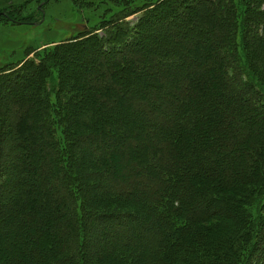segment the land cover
Instances as JSON below:
<instances>
[{
    "label": "trees",
    "instance_id": "obj_1",
    "mask_svg": "<svg viewBox=\"0 0 264 264\" xmlns=\"http://www.w3.org/2000/svg\"><path fill=\"white\" fill-rule=\"evenodd\" d=\"M202 1L206 5L198 8L195 19L199 26H212L214 42H184L188 29L183 26L170 37L165 31L159 39L147 35L144 40L152 39L148 46L142 45V37L121 41L126 37L121 34L115 53L122 48L119 54L132 58L88 70L80 80L83 94L74 88L63 99L62 75L54 63L63 56L45 51L41 58L46 72L38 74H47L43 84L27 87L34 75L27 74L15 79L16 97L9 103L0 97L2 112L19 121L14 130L26 140L34 136V145L42 149L30 147L20 163L33 184L22 190L18 203L26 221L12 216V210L4 215L0 211V218L13 225L0 232V264H88L80 238L89 208L117 209L130 203L145 221L132 230L116 228L114 245L107 240L93 253L99 264H264V79L254 78L250 70L253 45L258 52L263 47L264 4L254 12L247 2L257 0H192L176 8L170 21L189 19L188 12ZM72 3L79 6L78 0ZM213 11L224 14L225 23L217 22ZM254 15L263 23L258 19L256 26ZM1 22L31 23L13 20L8 9L0 11ZM251 31L261 38L252 41ZM181 44L187 46L188 57ZM200 63V72L194 68L191 78ZM133 85L137 88L130 90ZM142 86H160L169 94L139 101L133 95L142 93ZM84 99L81 109L78 103ZM255 99L263 106L257 118L249 111ZM80 136L90 143L78 155ZM11 147L5 153L1 147L0 158L7 160ZM78 168L94 171L86 174ZM13 177L0 169V195L8 198L19 184ZM99 184L102 191L87 198ZM217 209L222 215H215ZM97 215L117 227L125 214ZM258 227L260 245H254ZM6 235L14 242L5 244ZM13 248L18 255L9 256Z\"/></svg>",
    "mask_w": 264,
    "mask_h": 264
},
{
    "label": "rangeland",
    "instance_id": "obj_2",
    "mask_svg": "<svg viewBox=\"0 0 264 264\" xmlns=\"http://www.w3.org/2000/svg\"><path fill=\"white\" fill-rule=\"evenodd\" d=\"M183 1L184 0H78L79 6L76 7L72 3V0H0V11L3 9L7 11L8 9V11L11 12L13 20H26L31 22L30 24H34L32 26L29 23H0V78H2L0 79V97H4L5 104L9 103L11 96L16 97L15 86L17 84L14 83L15 79H24L27 74H34L32 77H29L30 82L27 83V87L43 84V79L47 74L39 75L40 77L38 74L46 72V69L42 67L46 64L45 59L41 58L45 51L63 56V59L60 60L59 63L58 61H54L55 65L58 67L59 74L61 73L62 75L61 88L65 90L62 95L63 99L69 96L67 94H70L71 90L74 88H78L83 94V90L80 89L82 84L80 80L82 75L88 70L89 72H97L98 68L102 67L107 62L112 61L117 63L126 56L132 58L131 55L119 54L123 51L122 48L121 50H117L119 52L115 53V48L121 46L117 45L120 41L121 34L126 36L125 39L121 38V41H129L132 37L136 39L135 41H138V39L142 37V45L148 46L152 39L144 40V38H147V35L159 39L161 38V33L165 31V34H167L166 36L170 37L172 36L171 32L174 33L175 29L179 26H183V28L188 29L185 37L182 39L184 42H207L206 39L210 42H214L212 26L211 28H206L202 25L199 26L200 23L195 19L197 10L201 9L200 6L206 5L204 1L199 2L197 8L188 12L189 19L185 17L179 21H170L174 19L173 16L176 13L174 10L176 8L178 9L182 4L187 5V2L192 0ZM262 4H264V0H257L252 3L247 2L249 9L254 12H259L263 7ZM39 10L42 11L41 15ZM206 10L207 9L204 8L201 11L203 13H209ZM210 13H212L214 19L218 17L216 18L217 22L222 21V23H225L224 14H218L214 11ZM256 15L254 16L257 18L256 21H258L261 17ZM262 18H264V15H262ZM259 21L263 23L261 19H259ZM259 21L256 22V26L259 25ZM262 25L264 26V23ZM120 26L124 29H120ZM118 27L120 31L116 33ZM180 28L181 27L178 29ZM256 35L251 31L248 37L252 41L261 38L260 35ZM104 36L105 38H103ZM97 38L103 39L98 40ZM67 44L68 46L64 47ZM260 44L263 46L260 52H258L259 47H255L254 45L252 47L256 54L253 56L254 67L250 69L253 77L258 80L259 77L264 79V41H262V39H260ZM181 45H183L181 47V49L183 48L182 51H185V56H187V46H185V44ZM220 48H222L223 54L227 53L224 47ZM104 50H107L106 53H110L111 55L107 57V54H104L101 56L102 59L98 58L96 55L101 54V51L104 52ZM113 52L117 55H114ZM249 55L251 56V54ZM56 60L58 59L56 58ZM200 66L201 63L193 67V70H191L192 73H190L191 78L195 77V72H200L198 71ZM194 68H197L195 72H193L195 70ZM16 72H21L22 76H20L21 74L15 76L17 74ZM37 78H39V81ZM5 79L10 81L6 82L4 81ZM135 88H137V85H133L129 89L132 90ZM142 88L145 89L144 86H142ZM141 92L142 93L139 92L137 95H133V97H136L139 101L144 99L146 101H154L153 99L156 100V97L158 99H163L169 94V92L160 89V86H147V88ZM76 93L78 94L77 91ZM76 99L78 100L80 98L77 97ZM86 100L91 101L89 98ZM84 101L85 99L80 103L77 102L79 108L82 109L85 107ZM178 101L179 99L176 100V102ZM182 102H184V100H182ZM253 102L251 103L253 107L249 111L257 118L258 115L260 116V114H262L263 106L257 99L253 100ZM1 105L4 106L2 103ZM2 106H0V148L2 147L3 153H5L8 148L10 149L11 145H13V149L11 147L12 150L8 152L9 155H7V160L0 158V169L5 174L10 173V175L13 174V176H16L13 177V179L16 181V184H19L8 194V198L0 195V204L3 206H0V211L2 215H4L8 214V212H10L9 210H12V216L19 214L20 217L21 214L18 212V203L21 201L20 199L24 197L21 195L22 190H30L33 185L30 183V180H28V174H25L24 170L20 168V163L23 164L22 161H24V156L29 152L30 147L34 148V146H36L39 150L40 148L38 144L34 145V136H32V140H26L25 137H20L18 130H14V125L19 124V121H14L9 114L3 113ZM177 106L176 104L175 107L178 108ZM160 108L164 109L167 108V106L164 105ZM23 109L24 107L21 108V111ZM154 110L157 111L156 108H154ZM159 112L161 113V110ZM110 117H114V112ZM41 121L43 122V120ZM74 132L76 133V131ZM77 135H80V133ZM77 135L76 137H78ZM82 138V136L78 138L81 140L76 143L75 147V152L78 155H80V151L84 149L82 146L90 143V140H84ZM40 151L42 152V149ZM78 171L90 174L94 170L78 168ZM89 183H92V181ZM37 184L40 186V182L37 181ZM253 187L255 188L257 185L254 184L246 188L253 189ZM8 189H10V187H8L7 190ZM101 191L100 184L98 186L96 185L90 189L86 197L91 198ZM31 199L32 198L29 200ZM251 208L252 207H248V209ZM219 209L221 208L219 207ZM219 209H217L218 212H216L215 215H222L223 212ZM89 210L90 211L87 212H90V215L88 219H86L87 221L83 222V233L80 238V241H83L82 243H84L86 247L84 255H87L88 264H99L94 258L93 253L101 249L107 240L110 246L114 245L113 240L117 238L115 235L117 232L116 228H118L119 232H121L122 229L132 230L139 224H142L146 219V216L142 214L139 209H136L133 203L117 206V209L100 208L94 205L91 206ZM104 211L124 212V218L122 217L124 220L121 221L122 225L116 227L113 221L98 217L97 214L99 212L104 213ZM261 213L262 218H264V211ZM19 220L22 222L26 221L23 216L20 217ZM48 225L49 223H45L44 221L43 226L47 227ZM12 227L13 225H11L10 220L6 223L0 218V232H4L3 234H5V232H9ZM260 229L262 228L258 227L253 230L256 236H258H255L256 238L254 237L256 241L254 245H260ZM24 231L23 229L20 232L21 236ZM9 237L10 236L7 235L4 236V238H6L3 240L5 244L14 242L15 238L12 239ZM17 251L18 249L16 248L8 255L16 256L18 255ZM259 252L263 253L264 250L262 252V249H259L258 253Z\"/></svg>",
    "mask_w": 264,
    "mask_h": 264
}]
</instances>
